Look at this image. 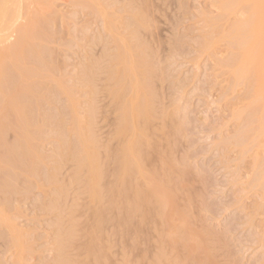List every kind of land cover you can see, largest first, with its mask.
Returning a JSON list of instances; mask_svg holds the SVG:
<instances>
[{"label": "rangeland", "instance_id": "374dc122", "mask_svg": "<svg viewBox=\"0 0 264 264\" xmlns=\"http://www.w3.org/2000/svg\"><path fill=\"white\" fill-rule=\"evenodd\" d=\"M237 2L6 1L0 264H264V18Z\"/></svg>", "mask_w": 264, "mask_h": 264}, {"label": "bare ground", "instance_id": "6f19581e", "mask_svg": "<svg viewBox=\"0 0 264 264\" xmlns=\"http://www.w3.org/2000/svg\"><path fill=\"white\" fill-rule=\"evenodd\" d=\"M6 1L7 0H2L1 2H0V13L4 10V6H5V3H6ZM229 1H231V0H229ZM235 1H239V2H241V3H243L244 5H245V11H247L248 13L247 14H249V16L250 15H255V18H254V20H255V22H257V23H261L262 24V19L264 18V0H235ZM20 2V1H19ZM241 3H239V4H241ZM237 4H238V2H237ZM238 4V5H239ZM20 5V4H19ZM236 5V4H235ZM20 7V6H19ZM229 8V7H228ZM3 13V12H2ZM20 16H22L21 15V10H20V8H19V10L17 11V13L13 16V22H11V23H14V22H17V20L20 18ZM248 18V17H247ZM246 18V19H247ZM20 20V19H19ZM0 25H1V21H0ZM2 26V25H1ZM246 26H248V28H250V19H249V21L245 24V25H240V24H238V25H235L234 26V28H233V30H234V33L233 34H235V35H238L239 33H240V31H241V29L243 28V29H245V27ZM257 26H258V24H257ZM9 30V28L8 27H6V26H3V27H0V36H2L3 34H5L7 31ZM252 31V30H251ZM248 33H249V31H248ZM251 34V33H250ZM245 35V34H244ZM247 35V34H246ZM241 36V35H240ZM233 39V38H232ZM240 41V40H239ZM2 43H4V42H2ZM232 46V45H231ZM230 46V47H231ZM249 48L248 49H250V43H249ZM236 47V46H235ZM233 51V50H232ZM234 51H235V53L238 51V48L236 47L235 49H234ZM245 53V52H244ZM243 53V54H244ZM232 54V53H231ZM235 57H237V56H235ZM234 58V57H233ZM236 59H238V58H236ZM235 60V59H234ZM244 60V59H243ZM249 60V59H248ZM232 63V62H231ZM235 71H237V70H235ZM235 71H233L234 73H235ZM240 71H241V77L244 79L246 76H249V74H250V60L245 64V65H243L242 67H241V69H240ZM238 76V75H237ZM240 77V78H241ZM250 77V76H249ZM249 81V82H248ZM247 82L249 83L248 84V86H250V80H247ZM249 88V87H248ZM264 110V109H263ZM248 113V112H247ZM263 113V112H262ZM263 168V167H262ZM263 172V171H262ZM140 188V187H139ZM124 189V188H123ZM141 189H143V188H141ZM133 190V189H132ZM143 190H145V189H143ZM135 191H137V189H135ZM147 191V190H146ZM137 192H139V191H137ZM151 192V191H150ZM146 193V192H145ZM138 194H140L141 195V193H138ZM137 193L135 194L136 196L138 195ZM143 195H145V194H143ZM142 195V196H143ZM148 196H149V194H148ZM147 195H146V198L148 197ZM125 197V196H124ZM138 197V199L140 198L139 196H137ZM144 197V196H143ZM153 197V196H152ZM133 199V198H132ZM148 199V198H147ZM128 200V199H127ZM125 201H126V198H125ZM139 202V201H138ZM112 203V202H111ZM131 203H133V201L131 202ZM140 204H141V202H140ZM140 204H138V205H140ZM113 205V204H112ZM142 205V204H141ZM140 205V206H141ZM134 206V205H133ZM136 207V206H135ZM138 208V207H137ZM101 214V213H100ZM99 218H101L100 216H98ZM95 238V237H94ZM93 238V239H94ZM90 246V245H89ZM88 246V247H89Z\"/></svg>", "mask_w": 264, "mask_h": 264}]
</instances>
